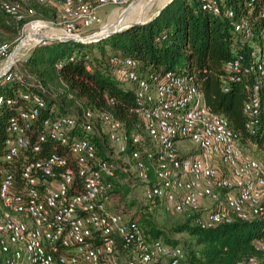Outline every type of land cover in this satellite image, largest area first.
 I'll use <instances>...</instances> for the list:
<instances>
[{
	"label": "built area",
	"instance_id": "2783aa9c",
	"mask_svg": "<svg viewBox=\"0 0 264 264\" xmlns=\"http://www.w3.org/2000/svg\"><path fill=\"white\" fill-rule=\"evenodd\" d=\"M29 1L2 0L0 8L26 36L46 34L48 21ZM34 1L59 4L60 33L75 36L102 29L100 8L133 0ZM196 1L202 12L227 19L239 38L243 51L224 68L232 79H247L242 110L246 131L255 134L264 128V25L258 23L264 0H246L241 13L233 0ZM9 49L0 44V61ZM108 63L134 91L137 131L127 133L108 111L41 118L46 103L36 93L24 94L26 105L9 116L0 164V264H189L182 245L152 238L134 214L113 205L119 175L140 187L142 209L165 205L203 229L264 214V133L259 146L242 143L183 73L146 71L116 54ZM14 65L1 67L6 80ZM3 104L13 99L0 96ZM254 245L259 255L236 264H264V235Z\"/></svg>",
	"mask_w": 264,
	"mask_h": 264
},
{
	"label": "trees",
	"instance_id": "16d2710c",
	"mask_svg": "<svg viewBox=\"0 0 264 264\" xmlns=\"http://www.w3.org/2000/svg\"><path fill=\"white\" fill-rule=\"evenodd\" d=\"M245 1L233 0L238 13L243 12ZM29 2L36 10V5ZM258 23L264 25V20ZM21 25L0 8V30L18 33ZM242 51L229 21L202 12L196 0H172L148 22L131 25L98 41L39 42L11 68L9 80L0 77V96L13 99L11 106L0 105V164L7 120L19 107L26 105L23 99L26 93L43 97L46 107L41 118L87 109L108 111L124 124L127 133L137 131L139 120L132 111L134 91L114 77L108 63L112 54L134 58L146 71L171 70L185 74L198 85L210 109L227 119L242 143L251 140L259 146L263 126L258 127L255 134L245 129L242 106L248 96L247 79H232L233 75L224 68L226 60L238 57ZM224 80H227V90ZM262 90L264 92V85ZM110 99L112 103L108 102ZM96 144L101 149L99 142ZM122 189L125 195L128 190ZM133 217L152 238L177 243L164 237L143 214ZM174 231L185 232L192 239L187 249L183 246L189 264H236L259 255L254 240L264 235V214L252 220H236L206 229L192 224L189 216L175 226Z\"/></svg>",
	"mask_w": 264,
	"mask_h": 264
},
{
	"label": "rangeland",
	"instance_id": "374dc122",
	"mask_svg": "<svg viewBox=\"0 0 264 264\" xmlns=\"http://www.w3.org/2000/svg\"><path fill=\"white\" fill-rule=\"evenodd\" d=\"M168 0H133L132 2L126 3L121 6H104L99 9L98 13L101 18V24L103 26L102 31L108 29V25L114 22H117V26L123 24L125 22L137 21L138 17L146 18L144 20H148L153 18L157 13L158 9L166 3ZM31 3L36 5L37 17L48 21L45 26L44 32L48 36L56 35L60 33L59 25H57V21L59 19V4L49 7L38 6L31 0ZM128 7L127 13L125 16H122V12L124 9ZM44 10L46 12L43 13ZM8 24H12L11 22H7ZM101 25L96 26L92 30H86L87 32L82 33H94L100 30ZM113 30V28L111 29ZM28 30L25 28L24 30H20L18 33H7L3 30H0V44L6 43L10 46L9 51L2 57L0 61V71L3 65L12 64L13 60L15 64L19 60H22L27 56L30 49L37 44L35 40L36 37L34 35L26 36ZM19 42H22L18 53L10 59L11 53L15 45ZM124 84V83H123ZM124 86L128 87L126 84ZM187 144V143H186ZM191 146V143H190ZM249 153H253L256 155V151L253 150L252 145L245 146ZM259 155V154H257ZM120 181L117 182V192H119V197L113 202V205L120 206L125 210L127 214H134L135 216H139L143 214V216L147 217L153 225L163 233V236L168 238L171 241H176L180 245L184 246L187 249L189 242H191V237L185 232H175L174 227L178 224H181L186 221L187 217L182 214H173L170 213L167 208L164 206H160L153 210L142 209L143 205L141 200V191L139 186H129L126 183L122 182V175H119ZM137 184V183H136ZM125 188L128 192L125 195H122L123 189Z\"/></svg>",
	"mask_w": 264,
	"mask_h": 264
},
{
	"label": "water",
	"instance_id": "95a60500",
	"mask_svg": "<svg viewBox=\"0 0 264 264\" xmlns=\"http://www.w3.org/2000/svg\"><path fill=\"white\" fill-rule=\"evenodd\" d=\"M172 0H168L166 3H164L157 11V13L155 14V16L159 13V11L164 7L166 6L168 3H170ZM127 10H128V7L126 9H124V11L122 12V16H125L126 13H127ZM152 18L148 19V20H142V21H137V22H134V23H131V24H128V25H125V26H121V27H118V28H114L113 30H109L99 36H96V33L93 34V35H88V34H80V35H75V36H71V35H66V34H63V33H57L56 35L54 36H48L47 34H37L35 35L36 39L40 42H48V41H75V42H82V43H87V42H94V41H98L112 33H115V32H118V31H121L125 28H128L130 27L131 25H134V24H143V23H146L148 22L149 20H151ZM22 42H19L17 45L14 46L13 48V51L11 53V56H10V59H12L17 53H18V50L20 49L21 47V44ZM9 65V64H8ZM2 76V74L0 73V77Z\"/></svg>",
	"mask_w": 264,
	"mask_h": 264
},
{
	"label": "bare ground",
	"instance_id": "6f19581e",
	"mask_svg": "<svg viewBox=\"0 0 264 264\" xmlns=\"http://www.w3.org/2000/svg\"><path fill=\"white\" fill-rule=\"evenodd\" d=\"M143 18H144V17H143ZM143 18H141L140 20H138V19H137V20H138V21H142ZM144 19H146V18H144ZM134 22H137V21L125 22V23H123V24H121V25L119 24L118 26L116 25V24H118L117 22L111 23V24L108 25V29H107V30L102 31V29H101L99 32L96 33V36H99V35H101V34L107 32V31L111 30L112 28H113V29H114V28H118V27L125 26V25H128V24L134 23ZM102 28H103V27H102ZM53 36H54V35H53Z\"/></svg>",
	"mask_w": 264,
	"mask_h": 264
},
{
	"label": "crops",
	"instance_id": "0c3cea01",
	"mask_svg": "<svg viewBox=\"0 0 264 264\" xmlns=\"http://www.w3.org/2000/svg\"><path fill=\"white\" fill-rule=\"evenodd\" d=\"M141 16H142V15H141ZM141 16L138 17V20H140V19L142 18ZM138 20H137V21H138ZM143 20H144V18H143Z\"/></svg>",
	"mask_w": 264,
	"mask_h": 264
}]
</instances>
